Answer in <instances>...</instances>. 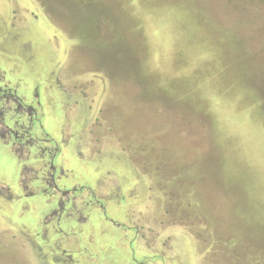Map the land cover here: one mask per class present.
<instances>
[{
	"label": "rangeland",
	"instance_id": "1",
	"mask_svg": "<svg viewBox=\"0 0 264 264\" xmlns=\"http://www.w3.org/2000/svg\"><path fill=\"white\" fill-rule=\"evenodd\" d=\"M36 84L78 188L49 201L117 203L64 221L90 264H136L130 226L170 255L146 264H264V0H0V86ZM22 108L1 100L0 138ZM23 166L0 144V264H77L23 242L69 217Z\"/></svg>",
	"mask_w": 264,
	"mask_h": 264
},
{
	"label": "flooded vegetation",
	"instance_id": "2",
	"mask_svg": "<svg viewBox=\"0 0 264 264\" xmlns=\"http://www.w3.org/2000/svg\"><path fill=\"white\" fill-rule=\"evenodd\" d=\"M18 73L22 74L23 70H19ZM25 74L26 73L24 72L22 75ZM22 80L23 81L29 80L28 82L26 81L27 83H29L31 81V78L26 76V78H22ZM26 96L27 98H29V96L32 97V102H27L25 99ZM6 97H8L9 99L13 98V100H18L19 104L22 105L24 108V109L22 108L23 109L22 113L27 116L26 118L25 117L23 118V121H21L20 118L16 117L17 115H19L18 117H20L21 114L13 112V114L10 116V121L11 122L13 121V123L9 125V127L7 128V133L2 135V137L0 138L3 140V142L1 141L0 144L8 147V149L12 151L19 158L21 165L23 166L24 164L22 169L25 168L28 169L27 172H29L28 174L31 175L28 176V179L34 180L35 186L29 188L28 187L29 180H28L27 185L25 186L19 185L21 187L19 191L25 193L23 194L24 197H30L37 194L45 196L44 200L47 201V202L45 201L47 204H45L44 207L42 206L44 208L42 209L45 210V213L60 211L59 209L60 207H65L66 212L68 211L67 216L70 217V218L69 217L62 218L61 216H63L62 215L63 212H61L60 213L61 215L55 217V220L51 219L49 221H45L44 223H42V219H43V215H42L40 223L35 226L36 228L34 232L36 233H33L34 235L33 238H35L39 247H42V245L44 244L49 245L50 252L47 254H53L52 244L54 243H60L66 245L62 249L63 254L72 256L73 259H75V261L77 262V264H81L80 254H78L79 256L74 257V254L72 255V253H70V251L67 250L68 246L70 245V241H69V245L66 244V242H68V240H71L70 237L71 233H67L64 230V228L61 226L62 222L74 218L75 215L81 216L80 219L82 220L88 219L93 212L99 210L100 208H102L106 212L107 207H111L112 205V207L114 208L115 204L117 203L114 202L113 200H112V204L109 203V201H111V198H108L106 199V201H104L105 199L100 198L96 193L94 194L95 197L91 196V198L86 202L87 207L83 208L82 210L75 209V207L79 206L76 199L78 198L77 196L71 197V199H69V202H67L63 196L62 197L59 196L57 198L56 197L58 195L57 194V195H53V198L51 199V201H49V198L47 197L48 194H50V192L51 194H53L54 191H56V193L59 192V194H70V193H74L78 188L76 186H73L74 184L71 185L67 183L66 177H68L69 175H65L66 173L63 172L64 170L63 164L61 163L60 160L64 152L63 140L59 138V136L57 135L55 136L52 130H50V128L47 127L48 126L47 121L50 120L48 118L49 108L46 106L47 103L44 101L41 84H36L34 86L33 92H31L30 90L19 91L14 86H7V87L0 86V102L2 99ZM24 110L27 112H25ZM26 145L30 147H34L35 149L32 150L30 148L28 152L24 151L26 152L25 157H21V155L18 152H16L14 148L10 147V146L25 147ZM36 148H39L42 151L37 153L39 149ZM40 164H41V169H40ZM35 172H38L37 175H33ZM21 178H22V173H21ZM47 179L50 180L48 181L49 187H45V189H43L41 193H37V188H40L41 184L47 183ZM63 183L70 186H67L68 188H63L62 187ZM50 188H52V190ZM93 188H95V185H93ZM12 195H13L12 197L15 198V200H20L24 198V197H20L21 194L18 196L19 199L14 193ZM55 198H57V200H55ZM113 198H116V196H114ZM52 240H56V241H52ZM63 241H65V243ZM75 245L78 246L76 249L79 250L82 255H84L83 253H88L85 252L77 242L75 243ZM162 256L168 258L170 255L168 254V256H166V254L165 255L162 254L161 257ZM147 259H153V257L151 256ZM167 263L168 262L166 261L165 264Z\"/></svg>",
	"mask_w": 264,
	"mask_h": 264
},
{
	"label": "crops",
	"instance_id": "3",
	"mask_svg": "<svg viewBox=\"0 0 264 264\" xmlns=\"http://www.w3.org/2000/svg\"><path fill=\"white\" fill-rule=\"evenodd\" d=\"M88 220H89V218L88 219H85V221H88ZM115 223L123 226V222L115 221ZM63 224H64V222H62V225H61L62 227H63ZM129 229L134 234L133 235L134 238H133V242L132 243L136 244L138 246V248L142 250L141 251V254H143L139 258H136V260H137L136 261V264H146L148 262L149 263L150 262L156 263V261H158V262L161 261V258H162L161 255H157V254H161V253H159V252H156L155 253V250L153 249V248H155L156 245H158V242H157V244H153L152 247H147V245L144 244V237L143 236H139V234L136 233V230L137 229L133 228V226H130ZM76 234L77 233H74V234H71L70 235L71 240H68V242L70 241V245L68 246L67 250H69L70 253H72V255L74 254V256H79L78 254H80V257L83 260H85V263L84 264H90L88 260H90V258L92 257V254H90V253H83L84 255H82L80 253V251L76 249L78 247L77 245H75L76 241L74 242V240L76 239ZM33 237H34V235H32V234H30L29 236L26 235V236H24V238H22V240H23V242L33 241ZM152 240H154V239L151 238V241ZM34 241H36V240H34ZM52 241H56V240H52ZM154 241H156V240H154ZM156 248H158V246H156ZM137 250H138L137 247L136 248L134 247L133 254H137ZM155 255H157V256H155ZM151 256L153 257V259H147V258H149ZM81 264H83V262H81Z\"/></svg>",
	"mask_w": 264,
	"mask_h": 264
}]
</instances>
